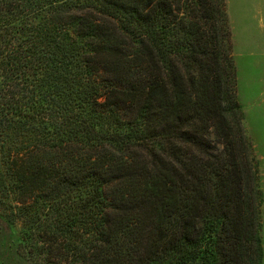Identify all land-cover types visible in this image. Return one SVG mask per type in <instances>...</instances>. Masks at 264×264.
<instances>
[{"label": "trees", "instance_id": "obj_1", "mask_svg": "<svg viewBox=\"0 0 264 264\" xmlns=\"http://www.w3.org/2000/svg\"><path fill=\"white\" fill-rule=\"evenodd\" d=\"M225 0H0V217L36 264H261Z\"/></svg>", "mask_w": 264, "mask_h": 264}, {"label": "rangeland", "instance_id": "obj_2", "mask_svg": "<svg viewBox=\"0 0 264 264\" xmlns=\"http://www.w3.org/2000/svg\"><path fill=\"white\" fill-rule=\"evenodd\" d=\"M237 73V100L252 148L262 195L260 208L264 264V0H225ZM0 264H36L20 242V226L0 217Z\"/></svg>", "mask_w": 264, "mask_h": 264}]
</instances>
